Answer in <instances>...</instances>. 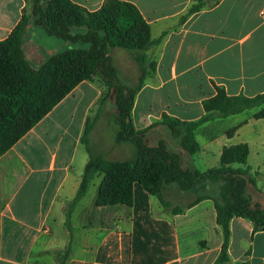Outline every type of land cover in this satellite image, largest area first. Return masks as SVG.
Here are the masks:
<instances>
[{
    "label": "crops",
    "instance_id": "1",
    "mask_svg": "<svg viewBox=\"0 0 264 264\" xmlns=\"http://www.w3.org/2000/svg\"><path fill=\"white\" fill-rule=\"evenodd\" d=\"M71 1L92 12L105 0ZM122 1L138 8L153 40L162 38L147 53L155 70L135 95L131 114L136 130L160 122L163 114L200 120L202 102L215 95V85L229 96L264 93V0H216L211 5L207 0L183 22L181 16L194 0ZM24 7V0H0V41L17 25ZM77 45L48 36L33 20L22 37L24 56L34 68ZM110 51L111 57L127 53ZM33 56L41 62L30 61ZM104 91L97 83H80L0 155V264H59L66 248L70 253L63 264H215L223 241L215 204L209 198L180 200L194 192L164 186L160 200L134 183L130 209L100 207L95 201L103 176L97 174L92 190L90 183L69 206L88 160L80 149L84 127ZM254 114L249 109L204 122L195 130L198 150L190 155L165 126L149 130L145 138L155 134L154 143L146 139L149 145L165 141L184 169L200 172L218 167L224 148L245 144L244 167L255 177L247 196L264 207V118ZM167 194L181 202L176 209L181 212L164 211ZM229 230L226 264H264V231L254 232L249 220L237 217Z\"/></svg>",
    "mask_w": 264,
    "mask_h": 264
},
{
    "label": "trees",
    "instance_id": "2",
    "mask_svg": "<svg viewBox=\"0 0 264 264\" xmlns=\"http://www.w3.org/2000/svg\"><path fill=\"white\" fill-rule=\"evenodd\" d=\"M32 1L30 13L26 14L23 8L17 25L0 41V155L10 150L80 83H97L105 91L95 105L96 115L88 117L84 127L81 144L88 160L78 191L69 206H73L86 192L97 174L103 177L95 205L107 207L120 204L128 209L132 206L134 183L162 200V189L170 184H175L182 192H189L208 180L223 181L217 199L202 196L196 201L205 198L214 201L216 222L223 237L215 264H226L229 261L227 250L232 218L247 219L252 223L254 232L264 231V207L254 204L247 196V185L255 186V179L244 180L245 174L230 168L233 164H246L248 147L241 144L224 148L220 165L200 172L184 169L180 156L170 151L165 141L149 146L145 135L155 127L165 126L172 137L179 140L182 150L194 154L198 150L195 130L201 124L214 116L223 118L264 106V93L254 97L229 96L222 87L215 85V95L202 102L205 115L200 120L185 122L163 114L160 122L138 131L133 126L131 114L135 95L155 70L156 64L149 59L147 52L157 47L162 39L151 38L150 26L138 8L127 1L105 0L99 9L91 12L71 0ZM205 6L203 0H195L181 16V22ZM31 20L36 28L42 29L48 36L87 47L70 48L54 54L34 68L22 50V37ZM113 48L139 54L141 74L135 88H127L119 81L109 54ZM110 99L114 100L116 109L115 142L128 143L133 148V156L127 160L105 159L95 154L87 141L92 124L97 122L104 104ZM254 118H264V108L255 113ZM234 132L235 128L228 131L227 135L231 136ZM69 251L66 248L63 255H59V264H63Z\"/></svg>",
    "mask_w": 264,
    "mask_h": 264
},
{
    "label": "rangeland",
    "instance_id": "3",
    "mask_svg": "<svg viewBox=\"0 0 264 264\" xmlns=\"http://www.w3.org/2000/svg\"><path fill=\"white\" fill-rule=\"evenodd\" d=\"M206 1L207 0H203L205 5L207 3ZM208 1H209L208 2L209 5H211L216 0H208ZM32 5H33L32 0H25V7L24 8H25L26 14L30 13V9H31ZM40 5L43 6L45 4L41 3ZM86 47H87L86 45H83V46L77 45L76 48H86ZM110 52L111 51H109V54H110ZM126 52L127 53H119L117 55H114L112 57L110 56V57L112 58V60L114 62V66H115V69L117 71L119 81L125 87L133 89L138 85V79H139L140 74H141V67L138 63V58H139L138 55L139 54L136 52L127 51V50H126ZM31 58L33 60H30V61L36 62L37 64L41 62V59L38 57L33 56ZM150 58L152 59V57L149 56V59ZM262 108H264V106H259V107L253 108L251 110H253V111H255V113H257ZM96 113H97V108L94 107L92 112L89 114V117L93 118L94 115H96ZM115 115H116V109H115L114 100L107 101V103L104 104V109L102 110L101 114L99 115V119L97 120V122H94L92 124V127L90 128L89 133L87 135V141L89 143V146L91 147V150L95 154H98V155L104 157L105 159H108L111 161L127 160L133 156V153H134L133 148L128 143H120L119 144V143L115 142V135H116L115 134L116 125L114 124L115 123ZM170 134H171V132H170ZM154 135H151V134L148 135L145 138V140L147 139L151 143H154V141H153ZM175 140H177L179 142L178 139H175ZM179 145H180V143H179ZM149 146H151V145H149ZM80 149L83 152V154H86L83 145L82 146L80 145ZM230 168L238 169L241 171L242 175L245 174L243 177L244 180L255 179L254 175L251 174L249 172V170L246 169L244 166H242V167L241 166L240 167H233L232 166ZM96 183H97V179L95 177L92 179V182H91V190L93 188V184H96ZM223 185H224L223 181L208 180L205 183H203L202 185L194 188L192 191H189V192H194V193H192V194H195L194 196L188 197V198L182 197L180 200H182L184 198L185 200L190 199L191 201H195V200H197V198H200L202 196H211V197H215L217 199L219 191L223 187ZM248 185H247V187H248ZM167 187H171L175 190L181 191L178 188V186H176L175 184L167 185ZM189 192H182V193H189ZM173 196H175V195H172V194L166 195L165 199L167 200V202L169 204L164 202V204H163L164 211L169 212V211L176 210L179 208L178 205H180V204H177V203H181V202H179L178 199H176ZM154 200L157 202V198H154Z\"/></svg>",
    "mask_w": 264,
    "mask_h": 264
}]
</instances>
